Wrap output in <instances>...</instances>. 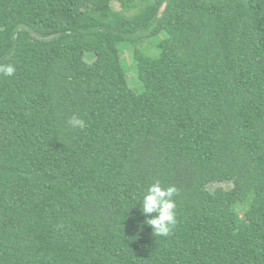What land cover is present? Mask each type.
<instances>
[{
  "label": "trees",
  "instance_id": "trees-1",
  "mask_svg": "<svg viewBox=\"0 0 264 264\" xmlns=\"http://www.w3.org/2000/svg\"><path fill=\"white\" fill-rule=\"evenodd\" d=\"M7 63L0 264H264V0H0ZM156 180L179 189L166 238Z\"/></svg>",
  "mask_w": 264,
  "mask_h": 264
},
{
  "label": "clouds",
  "instance_id": "clouds-1",
  "mask_svg": "<svg viewBox=\"0 0 264 264\" xmlns=\"http://www.w3.org/2000/svg\"><path fill=\"white\" fill-rule=\"evenodd\" d=\"M14 63L0 64V75L13 76L16 73ZM72 129H84L87 127L83 118L73 115L68 120ZM179 189L174 184L164 185L156 180L150 183L143 193L140 201L142 214L145 215L144 224L150 226L156 237H169L177 224L175 197Z\"/></svg>",
  "mask_w": 264,
  "mask_h": 264
},
{
  "label": "rangeland",
  "instance_id": "rangeland-1",
  "mask_svg": "<svg viewBox=\"0 0 264 264\" xmlns=\"http://www.w3.org/2000/svg\"><path fill=\"white\" fill-rule=\"evenodd\" d=\"M114 5L116 7H118L117 2H114ZM163 38V34H159L153 38H150L148 40H146L145 42H143L139 47L144 51V52H148L150 55H156L158 53V49L155 47L157 43H159L161 41V39ZM120 47V51H121V57H122V61L123 64H126L127 67V79H128V84L130 87H132L136 92L141 90V84L136 82L135 80V65H134V61L132 60L131 57V50L128 48V46H126L125 44L121 43L119 45ZM222 186L224 188L228 187V184L225 183H220V184H214L212 185V187H216V186ZM241 213V211H240ZM240 217H242V215L240 214Z\"/></svg>",
  "mask_w": 264,
  "mask_h": 264
}]
</instances>
